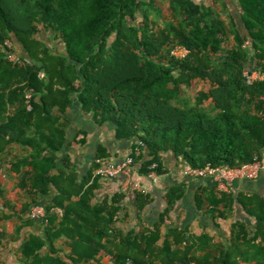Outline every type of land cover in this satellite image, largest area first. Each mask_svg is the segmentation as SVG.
Returning <instances> with one entry per match:
<instances>
[{
	"label": "trees",
	"instance_id": "obj_1",
	"mask_svg": "<svg viewBox=\"0 0 264 264\" xmlns=\"http://www.w3.org/2000/svg\"><path fill=\"white\" fill-rule=\"evenodd\" d=\"M239 2L243 31L201 0H0V153L27 146L30 194L56 191L45 219H22L42 221V232L22 243L21 264H264L262 196L236 195L232 184L197 194L216 222L234 219L236 205L253 219L234 220L231 238L218 240L165 230L186 185L170 188L153 225L143 218L152 196L135 192L140 229L128 231L126 194L96 201L106 148L81 181L69 157L60 163L75 104L133 142L129 157L148 177L154 166L158 177L167 172V154L186 171L264 163V82L244 76L264 73V0ZM8 41L32 63L9 61ZM178 47L185 59L173 55ZM198 84L207 89L191 100L186 90Z\"/></svg>",
	"mask_w": 264,
	"mask_h": 264
},
{
	"label": "crops",
	"instance_id": "obj_2",
	"mask_svg": "<svg viewBox=\"0 0 264 264\" xmlns=\"http://www.w3.org/2000/svg\"><path fill=\"white\" fill-rule=\"evenodd\" d=\"M206 5H211L221 19L228 25H238L243 31L242 7L239 0H209ZM234 40V39H232ZM27 56L25 53H23ZM70 127L67 131L68 140L64 151L60 154V163L69 157L79 180H83L93 171L101 148H106L111 161L123 164L132 153L134 143L127 140H118L114 129L109 126L97 125L91 117H87L75 104L68 113ZM31 154L30 149L22 144H11L5 152L0 153V264H21V245L34 234H41L42 221H35L32 225L23 227L24 221L29 219L35 207L47 209L56 194L52 189L51 196L39 195L38 198L30 194L28 184H25L26 171L24 165L20 166L22 158ZM167 172L153 181L150 177L139 173L141 165L134 166L131 176L121 174L115 179H100V189L97 191L96 201H102L105 196L124 193L127 198L123 202L127 208L128 219L122 225L126 230L140 229L139 214L135 192H144L152 196L153 202L143 211L144 221L150 225L155 224L165 208V196L171 187L184 184L187 194L174 209L170 221L165 226L180 230L188 229L192 234L201 236L211 235L218 240L231 238V226L234 220H247L253 222L242 206L236 205V216L230 221H218L200 210L196 195L204 190H212L217 186L213 178H193L186 174L183 165H179L174 155L164 156ZM236 195L252 194L264 197V174L257 180L240 179L232 183ZM38 199V204H32ZM26 219V220H22ZM23 227V228H22ZM21 228V233L17 230ZM68 250V249H66ZM107 264H114L108 259Z\"/></svg>",
	"mask_w": 264,
	"mask_h": 264
},
{
	"label": "built area",
	"instance_id": "obj_3",
	"mask_svg": "<svg viewBox=\"0 0 264 264\" xmlns=\"http://www.w3.org/2000/svg\"><path fill=\"white\" fill-rule=\"evenodd\" d=\"M203 2H207L209 0H201ZM7 47V58L9 61L14 63L15 65L26 66L32 63V60L25 55H22L16 51H14V44L10 41L6 42ZM189 51L184 47H178L173 51V55L178 59H185L189 55ZM244 76L247 80L248 84H254L257 82H264V73L255 71V70H247L244 73ZM27 98H32V93L28 92ZM98 163L100 167L96 171V174L102 179H115L119 177L121 174H126L131 176L132 171L134 169V160L129 157L125 160V162L121 165L116 164L111 160H99ZM156 166L152 168V172L150 174V178L153 181H157L158 175L156 173ZM186 174L193 178H207L211 177L217 183L219 190L221 191H229V184H232L236 180L240 179H249V180H257L262 174H264V163L255 162L253 164L243 165L239 168H214L208 166L204 169H189L186 171ZM60 215L63 214L62 210H58ZM48 212L44 207H35L30 213V218L33 220H43L47 217ZM2 232V227L0 224V233ZM126 264H136L132 260L126 262ZM196 264V263H191Z\"/></svg>",
	"mask_w": 264,
	"mask_h": 264
},
{
	"label": "rangeland",
	"instance_id": "obj_4",
	"mask_svg": "<svg viewBox=\"0 0 264 264\" xmlns=\"http://www.w3.org/2000/svg\"><path fill=\"white\" fill-rule=\"evenodd\" d=\"M207 89V87L203 84H198V86L196 88H192V89H188L186 90V96L188 98H190L191 100L195 99V94L201 90H205Z\"/></svg>",
	"mask_w": 264,
	"mask_h": 264
}]
</instances>
